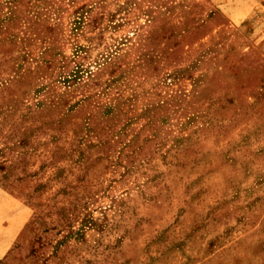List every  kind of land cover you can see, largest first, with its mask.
Here are the masks:
<instances>
[{"label":"rangeland","instance_id":"obj_1","mask_svg":"<svg viewBox=\"0 0 264 264\" xmlns=\"http://www.w3.org/2000/svg\"><path fill=\"white\" fill-rule=\"evenodd\" d=\"M0 264H264V0H0Z\"/></svg>","mask_w":264,"mask_h":264}]
</instances>
